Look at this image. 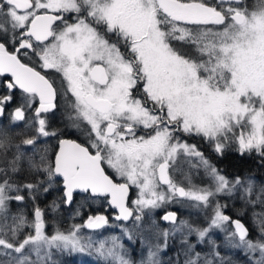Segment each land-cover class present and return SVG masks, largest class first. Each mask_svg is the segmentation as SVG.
<instances>
[{"label": "snow or ice", "instance_id": "obj_1", "mask_svg": "<svg viewBox=\"0 0 264 264\" xmlns=\"http://www.w3.org/2000/svg\"><path fill=\"white\" fill-rule=\"evenodd\" d=\"M0 90V117L10 109V130L0 121V264H49L53 249L95 247L81 229L108 225L102 214L45 231L36 199L53 184H62L65 203L77 194L80 207L106 203L119 210L116 220L140 229L146 209L182 200L212 208L203 228L177 225L173 212L162 216L171 229L152 221L146 227L155 228L156 242L140 264H161L159 252L177 232L182 264H225L214 229L230 232L228 246L258 253L251 264H264V183L230 181L184 139L202 138L217 153L234 146L264 163V0L251 7L248 0H0ZM58 110L62 127H53L46 114ZM70 129L85 141L66 138ZM183 157L204 169L208 187L187 175V187L173 180L170 169ZM131 188L138 192L130 201ZM234 192L252 207L255 237L210 199ZM26 199L32 220L12 209ZM199 244L209 246L204 256ZM95 252L105 264H135L119 237Z\"/></svg>", "mask_w": 264, "mask_h": 264}, {"label": "trees", "instance_id": "obj_2", "mask_svg": "<svg viewBox=\"0 0 264 264\" xmlns=\"http://www.w3.org/2000/svg\"><path fill=\"white\" fill-rule=\"evenodd\" d=\"M250 7L252 6L253 0H248ZM7 128V127H6ZM8 129V128H7ZM201 143V142H200ZM203 150L207 153L209 160H211L218 168L222 170L228 177H257L259 182L263 179L264 181V163H262L261 159L258 157L257 162L251 163L254 160L255 154L241 155L234 146L231 148H225L223 153H214L212 151L208 152L206 146H202ZM253 159V160H252ZM42 196H38L36 199V205L39 202L40 204L43 202ZM40 204L38 206H40ZM55 204V207L53 205ZM25 205V206H21ZM33 202L31 199H26L23 203L13 202L12 209L13 212H16L17 209H21L23 214L28 220L33 219ZM171 206V207H169ZM44 212V219L47 222L46 229L48 232H52L54 230L66 231L68 230L72 224H82L83 216L87 213H95L97 211L102 210L104 207H76L75 210L70 209V207H59L58 199L55 197L50 198L49 207H40ZM176 209L179 214L178 220L182 217V209L177 207L176 205H168L162 207L161 210L153 213L152 220L145 216L144 225L145 227L142 229V234L139 231H136L131 235L132 239H123V243L126 248L130 250L128 253V258L133 260L135 264H140L141 259L145 258L144 250L146 248V242H150L149 236H154L152 231H149L146 227L151 224L152 221H155V225L160 229L163 224L159 221V212L165 211L169 209ZM79 209V214H77V210ZM259 211L258 209H256ZM229 217H239L241 218L247 227L250 229V236L254 237V231L251 227V218L252 212L244 211V214L241 215V211L233 210L227 208L224 210ZM135 214V213H134ZM186 215V213H185ZM187 217V215H186ZM188 224H191L187 221ZM123 223V222H122ZM231 226V224H230ZM232 227V226H231ZM233 228V227H232ZM86 230V229H85ZM116 231V230H115ZM117 232V231H116ZM225 234V235H224ZM181 233H177L176 235L170 236L168 239V247L161 250L159 252V259L161 264H170V262H174L179 259L182 261L184 259L182 244H181ZM213 240L216 241L218 247L216 251L219 253V257H223L225 260V264H251L249 260V253L246 255L245 251L240 248H233L227 245L226 243V235L227 233H219V232H211L210 233ZM153 240V237H152ZM155 240V238H154ZM188 240L190 242L195 243L197 238L196 235L188 236ZM209 250V246L205 244L197 245V251L201 252V255L204 256L207 254ZM219 257L216 259L219 260ZM49 264H105V261L102 257L98 256L95 251L87 250L85 252H68V251H58L53 249L52 256L49 261Z\"/></svg>", "mask_w": 264, "mask_h": 264}, {"label": "rangeland", "instance_id": "obj_3", "mask_svg": "<svg viewBox=\"0 0 264 264\" xmlns=\"http://www.w3.org/2000/svg\"><path fill=\"white\" fill-rule=\"evenodd\" d=\"M249 4V3H248ZM250 7V5H249ZM187 141L191 144H195L197 149L199 151H201L204 156L206 158H208L207 153L203 150L202 146H206L207 151L210 152H214L217 153L214 150V147L209 144L208 141L199 138V137H195V138H190L187 139ZM201 142V143H200ZM232 146H229L227 148H231ZM220 154V153H219ZM188 158L187 157H183L181 161H178L179 164V170H175L173 171L172 169H170L171 175L173 180L178 183L181 184L182 186L187 187L188 186V181L186 179V175L187 176H191V180L192 183L199 186V187H208L209 183H210V178L205 175L204 173V169L201 168L199 170L192 168L188 163L184 162L186 161ZM209 159V158H208ZM209 162L220 172V174L224 175L227 179H229L230 181L234 180L235 178L239 177H234V178H229L228 176H226L222 170L220 168H218L211 160H209ZM241 180H248L251 179L253 180L258 186L262 183H264L263 181L259 182V180L255 179V178H250V177H239ZM163 188H166L167 186H162ZM138 190L135 188H132V194L129 197V200H134L136 198ZM241 192H234L231 196L229 195H225L223 193L221 194H217L215 197L210 198L212 200H214L215 202H218L220 205H222L223 207L221 208V211L225 214L228 215L224 210L227 208L233 209V210H243V211H249L252 212V207L250 205H245L244 200L240 199L241 196ZM248 197H245V199H247ZM196 204L195 201H188V200H182L181 202H171V203H167L165 205H162L160 208L158 209H146L145 213H147L148 215H146L147 219H151L153 218V213L156 211H159L162 209V207L168 206V205H176L177 207H179L180 209H182V217L177 220L176 224H180L181 221L186 222V219L188 222H190L193 226L196 227H207L208 224L210 223V217L212 216L213 212H212V208H204L202 205L197 207L194 206ZM134 207V205H132ZM105 208V207H104ZM259 210V208H257ZM187 217H186V215ZM135 215V214H134ZM229 216V215H228ZM252 219V218H251ZM252 221V220H251ZM251 227L253 228L254 231V237L258 235V232L256 231V228L253 225V221L250 223ZM73 225H78V224H72ZM82 225V224H80ZM46 226H47V222H46ZM71 226V227H72ZM232 226V225H231ZM230 226V223L228 225H225V227L230 228V230H234L232 227ZM70 227V228H71ZM174 225L173 224H167L162 226L160 229L161 230H168L173 228ZM69 228V229H70ZM125 229H127V232H125ZM117 232H116V231ZM25 232H29L32 231V229L30 228H25L24 229ZM45 231L49 234L53 233L52 232H48V230L45 227ZM82 233H84L86 236H90L92 237L93 241H95V247L93 250L95 251L96 247H99V242L101 241H107L108 244L110 245L111 242V238L112 237H119V242L121 244L124 245L123 243V239H129V235H132L133 233H135L136 231H139L140 234H142V229L140 228H136L133 226L132 220L128 223H122L119 221H115V220H110L108 221V225H106L105 227L101 228L99 231H87L84 228L81 229ZM155 231V228L153 229L152 233ZM212 232H219V233H223L218 229H214ZM180 233V232H177ZM175 233V235L177 234ZM182 234V233H181ZM228 235H230V232L227 233ZM225 235V234H224ZM173 236V235H172ZM181 236V235H180ZM153 237V240H152ZM150 242H146V248L144 250L145 253V258L147 257V253H148V246L150 243H155L156 242V238L155 236H149L148 237ZM155 238V240H154ZM197 238V237H196ZM235 242L238 243V237L234 238ZM161 244H162V238H161ZM124 248L127 250V252L130 250L129 248H126L124 245ZM165 249L163 246L161 248V250ZM244 251L243 248H240ZM250 256H252L253 258H258V253H249ZM33 259H35V256L33 255Z\"/></svg>", "mask_w": 264, "mask_h": 264}, {"label": "flooded vegetation", "instance_id": "obj_4", "mask_svg": "<svg viewBox=\"0 0 264 264\" xmlns=\"http://www.w3.org/2000/svg\"><path fill=\"white\" fill-rule=\"evenodd\" d=\"M0 91H2V90H0ZM58 103H59V101H58ZM9 111H10V109L8 111H6V113H5V115L3 117H0V121H3L4 126L7 127L10 130V125H9L10 116L8 114ZM28 115L34 116V112L29 110ZM42 115H44V114H42ZM46 115L51 117L49 122H50V124L53 127H55V126H61L62 127V124H61V120H62L61 111L58 110V111H56L54 113H48ZM17 131H22V130L17 129ZM11 134L13 136H16V132H11ZM28 134H30V133H28ZM66 138H71V139L77 140L78 142H84L85 139H86V137L84 135H82L80 132H78L75 129H70L68 131L67 135H66ZM184 139L187 140V139H189V137H184ZM52 144L55 145V139H52ZM257 158H258V156L255 155V158H254V160L252 159L253 161H251V163L255 164L257 162ZM109 171H111V170H109ZM263 176H264V174H263ZM254 178L258 180L257 177H254ZM260 181H263V179H261ZM163 186H165V185H163ZM63 192H64V190H63L62 184H53V186L49 189L48 192H46V193L41 192L40 193V196L43 197V199H41V201H43V202L41 204L38 202L37 204L38 205L40 204L39 207H49L50 198L56 196V199H58V202H59V207H70V209H73V210H75L76 207H80L82 201L80 200V197H79L78 194L75 196L73 202L70 205H66V203L64 202ZM131 192H132V188H131ZM101 200H103V198H101ZM21 206H25V205H21ZM32 207H34V205ZM83 207H105V208H103L102 210L97 211L95 213H87L86 212L84 214V216H83L82 224L84 223L85 219L89 215H96V214H99V213L104 214L106 216V218L108 219V221L115 220V219H113V214L115 212L112 211V210H109L108 207H110V205H108L106 203H102V202L91 203V202H88V204H85ZM169 207H171V206H169ZM233 218H235V217H233ZM115 221H117V220H115ZM99 230L100 229H98V230H87V231H94L95 232V231H99ZM249 233H250V229H249Z\"/></svg>", "mask_w": 264, "mask_h": 264}, {"label": "water", "instance_id": "obj_5", "mask_svg": "<svg viewBox=\"0 0 264 264\" xmlns=\"http://www.w3.org/2000/svg\"><path fill=\"white\" fill-rule=\"evenodd\" d=\"M130 195H131V189H130V192H129V197H130ZM71 204V203H70ZM69 203H66V205H70ZM108 209L109 210H112V211H114L115 213L113 214V219H115V216L116 215H118L119 214V210L118 209H115V208H112L111 206L110 207H108ZM166 212H173V213H175V215H176V217H177V219H176V222H177V220H178V218H179V214H178V211L176 210V209H169V210H165V211H160L159 212V221H160V223L161 224H163V225H167V224H172V222H170V221H165V220H163L162 219V216L164 215V214H166ZM99 214H102V213H99ZM97 215V214H96ZM102 215H104V214H102ZM88 218V217H87ZM87 218L85 219V221H84V223L86 222V220H87ZM236 219H239L244 225H245V227L249 230V228L247 227V225L245 224V222L241 219V218H239V217H235V218H233L232 220H236ZM116 220V219H115ZM118 221V220H117ZM131 221V219L129 220V221H122V220H120V222H123V223H128V222H130ZM83 223V224H84ZM232 227H233V229H234V226L232 225ZM86 230H93V229H87V228H85ZM95 230H98V229H95Z\"/></svg>", "mask_w": 264, "mask_h": 264}]
</instances>
